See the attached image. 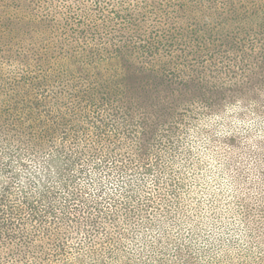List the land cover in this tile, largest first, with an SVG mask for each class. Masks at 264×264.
Listing matches in <instances>:
<instances>
[{"label": "trees", "instance_id": "trees-1", "mask_svg": "<svg viewBox=\"0 0 264 264\" xmlns=\"http://www.w3.org/2000/svg\"><path fill=\"white\" fill-rule=\"evenodd\" d=\"M234 105L264 116V0H0V264L128 260L213 197L193 135ZM240 207L264 264V207Z\"/></svg>", "mask_w": 264, "mask_h": 264}, {"label": "rangeland", "instance_id": "rangeland-1", "mask_svg": "<svg viewBox=\"0 0 264 264\" xmlns=\"http://www.w3.org/2000/svg\"><path fill=\"white\" fill-rule=\"evenodd\" d=\"M248 108L234 105L220 117L196 125L193 141L198 157L191 167L204 184L199 194L213 197L188 195L180 220L140 228L136 232L141 236L127 243L128 260L120 264H179L181 247L213 251L215 256L226 240L235 253L226 263L259 264L262 246L255 228L248 230L240 206L247 203L252 211L264 207V116L247 112Z\"/></svg>", "mask_w": 264, "mask_h": 264}]
</instances>
